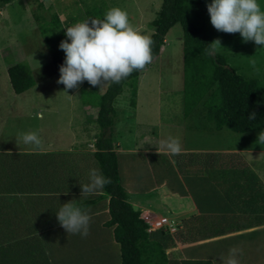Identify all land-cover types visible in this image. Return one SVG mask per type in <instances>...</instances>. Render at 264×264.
<instances>
[{"label": "rangeland", "instance_id": "obj_1", "mask_svg": "<svg viewBox=\"0 0 264 264\" xmlns=\"http://www.w3.org/2000/svg\"><path fill=\"white\" fill-rule=\"evenodd\" d=\"M37 1L47 13H57L62 21L65 16H75L78 8L92 0ZM104 2L114 17L119 34L124 38L138 34L142 42L151 32L147 24L154 17L161 0ZM35 8L33 0H13L0 7L2 151L66 150L75 139L77 142H87L96 133L93 122L86 119L94 118L97 109L82 104L81 98L86 94L82 95L79 89L85 76L91 72L86 87L96 84L97 94H101L107 83V68L94 59V54H89L74 66L56 72L31 18L30 11ZM190 21L210 30L212 51L225 55L228 66L236 69L237 74L245 79L261 77L264 84V0H256L253 9L200 14L191 17ZM81 29V25H75L65 28V32L71 38ZM92 42L93 47L97 46L98 39L93 37ZM17 63L29 66L34 85L15 95L10 89L6 68ZM95 76H99L100 80ZM181 88V29L175 24L165 34L158 56L137 80L135 108H129L126 90L114 101V131L120 138L116 143L120 149L137 151L133 156L132 153H128L129 156L124 153L117 157L118 173L132 195L154 194V198L143 204L138 199L130 201L139 209L141 219L148 226L147 232H151L150 237L163 240V244L174 238L190 242L188 245L197 246L182 251L188 252L187 255L191 251V255L204 259L209 254L205 252L206 247L203 251H197L200 246L234 236L251 238L250 235L264 231V131L246 134L215 131L213 125L204 119V110L200 105L182 119ZM160 156L165 163H161ZM135 158L134 162L131 161ZM2 164L0 264H96L94 258L101 262L108 258V255H102V252L108 254L105 247L94 246L98 242L94 239L100 234V231L96 233L97 228L91 230L95 235L92 240L86 231H79L75 239H70V230L59 225V221L60 224L65 221L63 215L67 208H61L59 213L44 211L38 217H31L33 206L36 208V200L29 195L31 187L26 199H20L19 195L13 199L3 176ZM88 164L83 163L87 169ZM155 165L160 170L168 167L175 178L162 171L160 174L155 170ZM186 176L206 179L213 195L222 197L221 200H217L213 207L203 205L205 202L201 199L205 192L200 195L197 189L196 192L191 190L185 182ZM80 186L85 192L95 193L100 189L99 181L95 178L92 183L86 182ZM203 188L204 184L200 189ZM207 197L212 195L207 194ZM143 208H148L149 213L142 211ZM102 210L99 204L87 213L95 214L97 220L101 221L105 219ZM160 219H165L166 225L157 230L154 223ZM195 224L198 225L197 229L193 228ZM28 225L33 226L28 229ZM159 230L166 231L165 235H155L153 231ZM101 234L108 245L109 234ZM254 240L250 254L253 256L249 258V263L245 261L243 264H263L261 245L264 243V233L260 241L255 243ZM179 247L172 249L175 252L173 255L182 252L178 251ZM236 247L235 244L234 257L230 255L229 258L226 254L218 259L212 256L204 262L238 264V259H242L247 250ZM110 248V264H117L113 251L117 255L118 249L115 246ZM168 253L167 257L172 255L170 251Z\"/></svg>", "mask_w": 264, "mask_h": 264}, {"label": "trees", "instance_id": "obj_2", "mask_svg": "<svg viewBox=\"0 0 264 264\" xmlns=\"http://www.w3.org/2000/svg\"><path fill=\"white\" fill-rule=\"evenodd\" d=\"M12 1L0 0V7ZM33 2L36 3V8L30 11L31 18L56 72L74 66L89 54H94V59L108 71L107 83L101 94H97L96 84L86 87L92 76L91 72L85 76L79 91L82 95L86 94L81 98L82 104L97 109L95 117L87 118L86 121L93 122L96 129L92 142L94 150L92 156L101 176L102 194L98 197L107 198V219L102 223V227L109 230L112 243L118 249V254L114 253L117 264H167L163 250L164 241L150 237V233L147 232L148 226L140 217V211L130 202L136 195H132V192L125 188L118 173L117 157L120 154L115 152L114 143L120 138L114 131L116 115L114 101L126 90L128 106L131 109L135 108L137 80L141 72L158 56L167 31L178 24L181 29L182 54L181 118H187L200 105L204 110V119L213 125L215 131L226 130L234 134L264 131L262 78L245 79L237 74L236 69L228 66L225 55L212 51L210 30L196 26L190 21L191 17L200 14L253 9L256 0H161L154 17L147 24L151 32L142 42L138 34L126 38L119 34L114 17L104 0H92L89 4H83L77 9L75 16H65L62 21L57 13H47L40 2L37 0ZM75 25H81L82 29L69 38L65 28ZM93 37L98 39V44L94 47ZM6 75L10 89L15 95L25 92L34 85L26 63L8 66ZM95 77L100 80L99 76ZM84 88L88 91L85 92ZM159 159L163 162H157L165 163L162 156ZM155 170L160 174L162 171L163 174L167 173L174 177L168 171V167L160 170V167L156 168L155 165ZM184 178L191 190L195 192L198 190L197 194L200 195L205 192L201 199L205 202L203 205L209 204L208 206L213 207L217 200H221L222 197L213 195L209 184L206 183L207 180L203 177ZM203 184L204 188L200 189ZM207 194H211L212 197H207ZM194 195L196 194H193V198ZM91 202L85 201L72 206L65 217L76 213ZM71 230L70 239L74 237L73 229ZM165 232L159 230L155 235L159 234L162 237ZM263 233L264 231H259L250 235L254 238L230 237L200 246L197 251H203L206 247L205 252L209 256L203 257L205 261H209L212 256L220 259L226 254L230 258V255L234 257L232 254L236 244V249L247 250V254L238 259V264L245 261L249 263V258L253 256H250L254 248L252 242L255 238V243L260 241ZM263 244L261 246L264 264ZM74 251L75 249L73 254Z\"/></svg>", "mask_w": 264, "mask_h": 264}, {"label": "crops", "instance_id": "obj_3", "mask_svg": "<svg viewBox=\"0 0 264 264\" xmlns=\"http://www.w3.org/2000/svg\"><path fill=\"white\" fill-rule=\"evenodd\" d=\"M29 68V66H28ZM30 70V68H29ZM82 140V139H81ZM91 142V143H89ZM93 139L87 142H77L76 139L68 149H59V148H47V150H34V151H27V150H0V163L3 167V176L5 178L7 185L11 189L9 192L10 196L15 199V197H20V199H26L29 195L33 197L32 199L36 200V208L33 206V210L31 212V217H38L44 213V211H50V213H54L61 208H67V212L69 209L79 203L85 201H92L91 204L85 206L84 208L78 210L76 213L70 215L69 217H65L67 212L63 215V224L59 225L62 227H66L72 232L71 228L74 232V237H77V232L79 231H86V235L92 240V236L95 235L91 232L94 228H97L96 233L100 231V234L96 235L94 240L98 241L97 245L108 252H102V255H108V258L102 261H98L99 259L94 258L93 261L97 260L96 264H110L111 255L110 252L112 251L110 246H114L112 240L110 238V242L105 243L102 240L101 233L107 232L110 237V232L108 229L102 227V223L106 221L107 214H106V205H107V198H100L99 195L102 194L101 190V176L98 170V166L96 161L94 160L92 154L94 152L92 147ZM115 152L124 155L127 153L126 156H129L128 153H132L133 156L137 151L135 150H127V149H120L118 143H114ZM116 147H118L116 149ZM148 152V151H147ZM130 156V157H131ZM136 160L131 159V161ZM138 161V160H137ZM134 162V161H133ZM136 162V161H135ZM83 163H89V168L87 169ZM144 163V162H143ZM153 163H155L153 161ZM91 167V168H90ZM94 167V169H93ZM153 167V165L151 166ZM86 168V170H85ZM97 173V175H96ZM94 175V176H92ZM93 178L99 181L100 189L98 192L92 193L90 191H83L81 190L82 183H92ZM139 178V177H137ZM138 180V179H137ZM30 189V194L28 195V188ZM86 196V197H85ZM91 196V197H90ZM154 198V194H142L139 197H134L132 199H138L140 204L144 202H148L150 199ZM19 199V198H18ZM17 199V200H18ZM103 207L102 212L104 213L103 220L98 221L97 216L95 214L87 213L88 210L95 208L97 206ZM103 205V206H102ZM133 205V204H132ZM134 206V205H133ZM32 207V206H31ZM147 207V206H146ZM39 208V209H38ZM148 208H143L142 211L145 213H149ZM196 209V208H195ZM40 210V211H39ZM139 210V209H138ZM198 213V210H195ZM143 213V212H142ZM51 214V215H52ZM15 215V214H14ZM33 220L32 222H35ZM39 221V219H38ZM31 223V221H30ZM44 223V222H43ZM33 225H28V227H32ZM197 224L193 226L194 229H197ZM57 227V226H56ZM29 229V228H28ZM40 230V229H39ZM48 230H51L48 228ZM181 230V227L179 228ZM157 232V231H153ZM152 232V233H153ZM151 233V232H148ZM168 240L167 243L163 244V250L167 257L170 253L171 256L167 257V264H204L205 260L198 258L197 255H187V253L183 252L182 250L195 247L197 245H188L190 242L185 243L178 238H174L172 241ZM86 242L91 247L90 241L87 239ZM110 244V245H109ZM176 246H180L178 251H182L179 255L174 254L173 248ZM181 248V249H180ZM85 249V248H83ZM114 258L116 256L114 254ZM112 255V256H113ZM100 258V257H99ZM107 261V263H106Z\"/></svg>", "mask_w": 264, "mask_h": 264}, {"label": "built area", "instance_id": "obj_4", "mask_svg": "<svg viewBox=\"0 0 264 264\" xmlns=\"http://www.w3.org/2000/svg\"><path fill=\"white\" fill-rule=\"evenodd\" d=\"M165 222H166L165 219H160V220L156 221V222L154 223L155 226H156V229H159V228H161L162 226H165V225H166Z\"/></svg>", "mask_w": 264, "mask_h": 264}, {"label": "clouds", "instance_id": "obj_5", "mask_svg": "<svg viewBox=\"0 0 264 264\" xmlns=\"http://www.w3.org/2000/svg\"><path fill=\"white\" fill-rule=\"evenodd\" d=\"M158 230V229H157ZM147 231H148V229H147Z\"/></svg>", "mask_w": 264, "mask_h": 264}]
</instances>
